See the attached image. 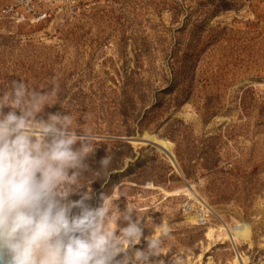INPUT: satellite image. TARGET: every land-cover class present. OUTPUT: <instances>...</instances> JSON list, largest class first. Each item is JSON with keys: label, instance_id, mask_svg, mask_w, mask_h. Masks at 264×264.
<instances>
[{"label": "rangeland", "instance_id": "374dc122", "mask_svg": "<svg viewBox=\"0 0 264 264\" xmlns=\"http://www.w3.org/2000/svg\"><path fill=\"white\" fill-rule=\"evenodd\" d=\"M12 6L27 20L0 16V91L14 80L45 91L55 77L43 115L70 112L75 130L95 135L85 177L113 157L110 174L89 181L91 203L112 195L147 227L163 223L164 264L174 253L186 264H264V0H0V11ZM146 133L173 143L183 175L131 141ZM189 184L229 225L250 223V242L210 246L221 220L188 195L164 196ZM145 247L142 238L135 249Z\"/></svg>", "mask_w": 264, "mask_h": 264}, {"label": "clouds", "instance_id": "9594fccd", "mask_svg": "<svg viewBox=\"0 0 264 264\" xmlns=\"http://www.w3.org/2000/svg\"><path fill=\"white\" fill-rule=\"evenodd\" d=\"M54 97L55 77L45 91L23 80L0 91V264H164L157 259L168 237L163 223L147 227L128 203L119 210L112 195L91 203L90 185L110 174L113 157L85 177L96 137L90 129L75 130L69 111L45 119ZM145 228L152 234L144 236ZM142 238L146 247L135 249ZM169 264L186 262L174 253Z\"/></svg>", "mask_w": 264, "mask_h": 264}, {"label": "bare ground", "instance_id": "6f19581e", "mask_svg": "<svg viewBox=\"0 0 264 264\" xmlns=\"http://www.w3.org/2000/svg\"><path fill=\"white\" fill-rule=\"evenodd\" d=\"M138 140H140L141 143L134 142L135 146L149 145V144L156 145L155 147L159 151L169 156V159L171 160L175 170L178 171L181 175H183V172L180 169L178 163L174 161L175 159H174V152H173V143L171 141L164 139V138H160L155 134L153 135V134H147V133L144 134L143 137ZM149 185H150L149 188L157 189L152 184H149ZM163 193H164L165 198L167 199L171 197L179 196L181 194L188 195L191 199L195 200L199 205H201L204 208L205 214L207 215L212 214L221 220L222 222L221 225H219L216 228H209L208 232L206 233L208 240L211 242L210 246L216 241H217V244H215L213 247H215L216 245H226L228 241L231 242L234 247H236L238 242H250L251 230H252L251 224L248 222H244V221L243 222L237 221L233 225H229L228 223H226L222 219L220 214L214 208L208 205V203H206L205 200H203L200 197L194 184H189L187 187L179 189L177 191H173V192L163 190ZM187 219L193 224H196V222L198 221L196 219V215L194 214L188 215ZM210 246L207 252L213 249V247L211 248ZM233 264H249V261L247 257L238 255L235 258Z\"/></svg>", "mask_w": 264, "mask_h": 264}, {"label": "built area", "instance_id": "2783aa9c", "mask_svg": "<svg viewBox=\"0 0 264 264\" xmlns=\"http://www.w3.org/2000/svg\"><path fill=\"white\" fill-rule=\"evenodd\" d=\"M0 16L4 18H8L15 22L21 23L27 20V17L20 11V9L16 7H5L0 11ZM42 18H45L47 15H40Z\"/></svg>", "mask_w": 264, "mask_h": 264}, {"label": "water", "instance_id": "95a60500", "mask_svg": "<svg viewBox=\"0 0 264 264\" xmlns=\"http://www.w3.org/2000/svg\"><path fill=\"white\" fill-rule=\"evenodd\" d=\"M138 139H140V138H138ZM138 139H132L131 141H132V142H139V143H141V141L138 140ZM142 142H144V141H142ZM154 146H156V145H154ZM174 161H175V160H174Z\"/></svg>", "mask_w": 264, "mask_h": 264}]
</instances>
